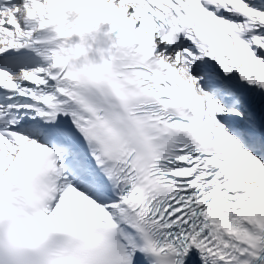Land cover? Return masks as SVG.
Instances as JSON below:
<instances>
[{"label": "snow or ice", "instance_id": "1", "mask_svg": "<svg viewBox=\"0 0 264 264\" xmlns=\"http://www.w3.org/2000/svg\"><path fill=\"white\" fill-rule=\"evenodd\" d=\"M0 264H264V0H0Z\"/></svg>", "mask_w": 264, "mask_h": 264}]
</instances>
